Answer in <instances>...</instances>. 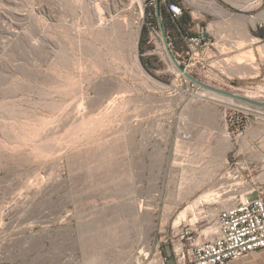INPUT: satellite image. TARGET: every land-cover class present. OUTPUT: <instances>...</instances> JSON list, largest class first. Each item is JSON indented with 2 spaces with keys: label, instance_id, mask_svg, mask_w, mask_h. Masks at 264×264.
Here are the masks:
<instances>
[{
  "label": "rangeland",
  "instance_id": "obj_1",
  "mask_svg": "<svg viewBox=\"0 0 264 264\" xmlns=\"http://www.w3.org/2000/svg\"><path fill=\"white\" fill-rule=\"evenodd\" d=\"M184 2L203 43L174 62L151 28L153 75L141 0H0V264H69L85 245L105 264H175L210 236L264 108L199 83L264 102V18H198ZM230 25L237 39L217 36Z\"/></svg>",
  "mask_w": 264,
  "mask_h": 264
},
{
  "label": "built area",
  "instance_id": "obj_2",
  "mask_svg": "<svg viewBox=\"0 0 264 264\" xmlns=\"http://www.w3.org/2000/svg\"><path fill=\"white\" fill-rule=\"evenodd\" d=\"M141 1L148 7L150 0ZM171 9L175 16L182 14L179 7ZM201 36L188 39L190 52L203 43ZM226 178L231 183L220 189L223 194H234L232 204L219 210L209 237L177 247L175 264H230L264 250V159L259 163L236 162Z\"/></svg>",
  "mask_w": 264,
  "mask_h": 264
},
{
  "label": "crops",
  "instance_id": "obj_3",
  "mask_svg": "<svg viewBox=\"0 0 264 264\" xmlns=\"http://www.w3.org/2000/svg\"><path fill=\"white\" fill-rule=\"evenodd\" d=\"M192 4L198 2L199 12L198 18H264V0H182L183 4ZM257 9V12L255 11ZM195 19V18H193ZM230 29L223 34L219 32L217 36L227 37L229 39H237L238 32L236 26H229ZM215 35V34H213ZM258 113V112H256ZM264 119V114H262ZM261 122V126H263ZM245 143H239L237 155L251 163H259L264 159V129L259 127H247ZM256 140H260L263 144L261 146L260 154L257 157L246 156L245 151ZM73 246L70 251L69 264H105V247L94 245L93 248H88V245ZM67 264V262H60L59 264ZM169 264V263H165ZM230 264H264V250L252 252L244 258L234 261Z\"/></svg>",
  "mask_w": 264,
  "mask_h": 264
},
{
  "label": "trees",
  "instance_id": "obj_4",
  "mask_svg": "<svg viewBox=\"0 0 264 264\" xmlns=\"http://www.w3.org/2000/svg\"><path fill=\"white\" fill-rule=\"evenodd\" d=\"M179 7L182 14L175 16L172 7ZM163 26L168 42L174 56L183 53H190L188 39L196 36L194 33L195 20L192 18L189 10L185 7L182 0H156L154 6H148L146 10L145 22L143 24L140 38V54L143 66L145 69L154 75V71L162 68V65L155 66L157 62L155 56L145 57L147 50V42L151 28H160Z\"/></svg>",
  "mask_w": 264,
  "mask_h": 264
},
{
  "label": "water",
  "instance_id": "obj_5",
  "mask_svg": "<svg viewBox=\"0 0 264 264\" xmlns=\"http://www.w3.org/2000/svg\"><path fill=\"white\" fill-rule=\"evenodd\" d=\"M160 30H161V34H162V37H163V40H164L165 47H166V49H167V51H168L170 57L172 58V60H173L174 62H176V61H175L174 54H173V52H172V50H171V47H170V44H169V42H168L166 32H165L163 26L161 25V21H160ZM181 71H182L187 77H189L188 74L186 73V70L183 69V67L181 68ZM192 80H193V79H192ZM193 81L196 82V83H198V82L195 81V80H193ZM199 85H201V86L204 87L205 89H207V90H209V91H212V92H214V93H218V94H222V95H225V96H228V97H231V98H235V99H237V100H239V101H243V102H245V103H247V104H250V105H253V106H256V107H259V108H264V102H256V101H253V100H251V99H248V98H245V97L239 96V95H237V94H232V93H229V92H224V91H220V90H217V89H213V88H211V87H209V86H206V85H203V84H201V83H199Z\"/></svg>",
  "mask_w": 264,
  "mask_h": 264
},
{
  "label": "bare ground",
  "instance_id": "obj_6",
  "mask_svg": "<svg viewBox=\"0 0 264 264\" xmlns=\"http://www.w3.org/2000/svg\"><path fill=\"white\" fill-rule=\"evenodd\" d=\"M210 194H211V193H210ZM212 194H213V193H212ZM215 194H216V192H215ZM207 195H208V194H207ZM219 195H221V194H218V196H219ZM209 197H210V195L206 196L204 200H208ZM220 197H221V196H220ZM183 219H186V211H183V212L181 213V215H180V217H179L177 223H180L181 220H183ZM208 231H209V230H208Z\"/></svg>",
  "mask_w": 264,
  "mask_h": 264
}]
</instances>
